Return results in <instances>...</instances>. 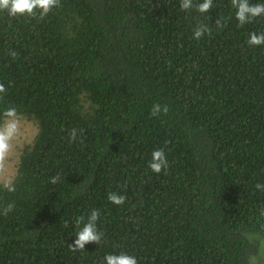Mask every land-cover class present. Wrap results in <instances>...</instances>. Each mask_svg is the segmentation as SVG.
<instances>
[{
	"label": "trees",
	"instance_id": "trees-1",
	"mask_svg": "<svg viewBox=\"0 0 264 264\" xmlns=\"http://www.w3.org/2000/svg\"><path fill=\"white\" fill-rule=\"evenodd\" d=\"M180 5L59 0L43 19L38 8L0 10V123L15 106L36 127L15 191L0 182V264L121 253L138 264H264V45L247 43L264 15L240 24L231 0L207 13ZM200 24L211 31L196 39ZM156 103L168 113L152 116ZM157 149L168 160L160 174L149 167ZM93 209L102 241L71 251Z\"/></svg>",
	"mask_w": 264,
	"mask_h": 264
},
{
	"label": "clouds",
	"instance_id": "clouds-1",
	"mask_svg": "<svg viewBox=\"0 0 264 264\" xmlns=\"http://www.w3.org/2000/svg\"><path fill=\"white\" fill-rule=\"evenodd\" d=\"M232 6L236 8V19L240 24L251 22L254 18L264 15V4H250L249 0H231ZM59 6V0H0V10H7L10 16L28 15L35 17L34 9H41L39 13L41 19L46 16L54 7ZM181 9L190 10L195 7L199 13H207L213 6V0H203L202 3H195L193 0H181ZM217 27H223L221 20H217ZM210 28L205 24H200L194 31V38L199 39L204 34H210ZM247 43L252 46L264 45V33L257 34L255 32L250 34ZM15 56V53L12 54ZM7 89L3 83H0V94H6ZM3 100V95H0V101ZM168 106L156 103L152 107L151 115L158 116L161 112L167 114ZM20 121L18 119V111L15 106H9L3 112V123H0V175H7L8 168L6 167L8 159L13 151V140L19 132ZM76 129L72 130L71 138H76ZM152 159L149 164L150 169L160 174L162 170L168 168V160L163 149H157L152 152ZM59 176L53 177L51 182L55 184ZM3 187L8 192H14L15 186L11 180H7ZM257 188L261 185L257 184ZM107 199L115 204L122 205L126 201V197L115 192L109 193ZM15 205L9 203L5 209V214L12 211ZM99 210L93 209L88 220L83 227L77 232L73 244L68 245L71 251L83 250L88 243L99 244L102 241L103 233L97 230L96 222L99 219ZM83 217L77 218V226L83 221ZM106 264H138L134 256L121 253L119 255L108 254L104 257Z\"/></svg>",
	"mask_w": 264,
	"mask_h": 264
},
{
	"label": "rangeland",
	"instance_id": "rangeland-1",
	"mask_svg": "<svg viewBox=\"0 0 264 264\" xmlns=\"http://www.w3.org/2000/svg\"><path fill=\"white\" fill-rule=\"evenodd\" d=\"M20 121V127H19V132L16 138L13 140V151L8 159V163L6 167L8 168V173L7 175H0V182L5 183L7 180L13 179L16 171V164L18 161V157L20 155V152L22 148L29 144L32 139L34 138L36 134V127L35 125L26 119L23 118H18ZM263 248V247H262ZM262 250L258 252V257H261L262 255ZM264 263V257L261 260Z\"/></svg>",
	"mask_w": 264,
	"mask_h": 264
}]
</instances>
